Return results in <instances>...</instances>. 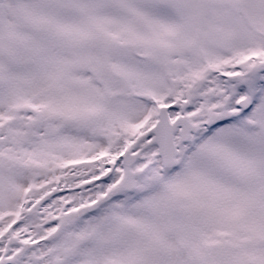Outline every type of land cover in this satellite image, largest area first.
Listing matches in <instances>:
<instances>
[{"label": "snow or ice", "instance_id": "6c2138e0", "mask_svg": "<svg viewBox=\"0 0 264 264\" xmlns=\"http://www.w3.org/2000/svg\"><path fill=\"white\" fill-rule=\"evenodd\" d=\"M0 264H264V0H0Z\"/></svg>", "mask_w": 264, "mask_h": 264}]
</instances>
